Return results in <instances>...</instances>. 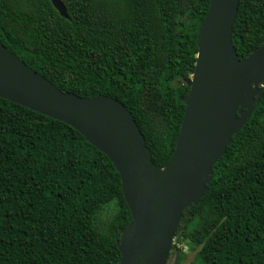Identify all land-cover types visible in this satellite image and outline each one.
Returning a JSON list of instances; mask_svg holds the SVG:
<instances>
[{
  "label": "trees",
  "instance_id": "obj_1",
  "mask_svg": "<svg viewBox=\"0 0 264 264\" xmlns=\"http://www.w3.org/2000/svg\"><path fill=\"white\" fill-rule=\"evenodd\" d=\"M0 0V42L62 92L110 97L165 168L212 0ZM240 60L264 44V0H240ZM190 215V216H188ZM121 177L71 126L0 98V264H119L131 223ZM176 239L198 264H264V96L213 168Z\"/></svg>",
  "mask_w": 264,
  "mask_h": 264
},
{
  "label": "water",
  "instance_id": "obj_2",
  "mask_svg": "<svg viewBox=\"0 0 264 264\" xmlns=\"http://www.w3.org/2000/svg\"><path fill=\"white\" fill-rule=\"evenodd\" d=\"M63 18L65 5L51 0ZM240 0H212L201 24L185 114L175 152L165 168L135 119L110 97L62 92L0 42V98L63 122L106 155L121 177L132 221L116 235L119 264H168L184 212L198 206L213 168L264 96V44L240 60L233 28ZM190 216V215H188Z\"/></svg>",
  "mask_w": 264,
  "mask_h": 264
},
{
  "label": "rangeland",
  "instance_id": "obj_3",
  "mask_svg": "<svg viewBox=\"0 0 264 264\" xmlns=\"http://www.w3.org/2000/svg\"><path fill=\"white\" fill-rule=\"evenodd\" d=\"M198 252L199 248H193L187 240L175 238L168 264H198Z\"/></svg>",
  "mask_w": 264,
  "mask_h": 264
}]
</instances>
